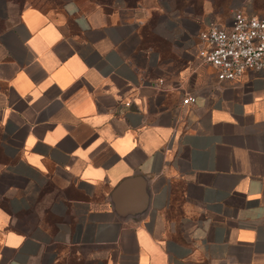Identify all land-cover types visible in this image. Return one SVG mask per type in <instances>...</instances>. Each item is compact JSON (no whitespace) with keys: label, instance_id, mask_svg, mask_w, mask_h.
Segmentation results:
<instances>
[{"label":"crops","instance_id":"obj_1","mask_svg":"<svg viewBox=\"0 0 264 264\" xmlns=\"http://www.w3.org/2000/svg\"><path fill=\"white\" fill-rule=\"evenodd\" d=\"M199 7L20 9L0 37V264H264V72L219 82L197 33L229 19Z\"/></svg>","mask_w":264,"mask_h":264},{"label":"built area","instance_id":"obj_2","mask_svg":"<svg viewBox=\"0 0 264 264\" xmlns=\"http://www.w3.org/2000/svg\"><path fill=\"white\" fill-rule=\"evenodd\" d=\"M197 38L204 45L200 59L215 69L219 82L235 81L246 70L264 72V18L234 10L227 26L212 20ZM195 102L193 94L182 99L184 105Z\"/></svg>","mask_w":264,"mask_h":264},{"label":"rangeland","instance_id":"obj_3","mask_svg":"<svg viewBox=\"0 0 264 264\" xmlns=\"http://www.w3.org/2000/svg\"><path fill=\"white\" fill-rule=\"evenodd\" d=\"M66 0H0V37L17 21L20 9L34 6L49 14H56ZM177 4L195 2L196 9L204 2L210 3L211 18L225 21L234 10H244L264 18V0H174Z\"/></svg>","mask_w":264,"mask_h":264},{"label":"water","instance_id":"obj_4","mask_svg":"<svg viewBox=\"0 0 264 264\" xmlns=\"http://www.w3.org/2000/svg\"><path fill=\"white\" fill-rule=\"evenodd\" d=\"M133 183V179H125L124 181H122L113 191L112 193V199H114V201H116L117 203V211L120 214H124L126 213V209H123L120 207V198H122L125 195V192L130 188L131 184ZM146 208L144 207L142 210L137 211V213H135L136 217H139V215L144 214Z\"/></svg>","mask_w":264,"mask_h":264}]
</instances>
